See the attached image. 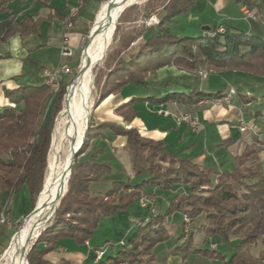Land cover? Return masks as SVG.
Wrapping results in <instances>:
<instances>
[{
	"label": "trees",
	"instance_id": "trees-1",
	"mask_svg": "<svg viewBox=\"0 0 264 264\" xmlns=\"http://www.w3.org/2000/svg\"><path fill=\"white\" fill-rule=\"evenodd\" d=\"M13 1L0 0V15L5 16L0 22V44L7 43L15 35L25 38L40 34L42 20H35L33 16L20 20L9 6ZM31 1L44 6L48 4V0ZM81 1L85 3L87 0ZM233 1L246 7L256 18L264 20L260 0ZM195 5L194 0H168L160 12L151 13L145 19L148 21L156 15L158 24L148 26L145 22L140 35L124 38L121 45L108 54L110 72L95 107L109 96L121 94L128 86L147 87V78L164 67H176L197 75L200 71L208 74L243 72L264 77L262 38L229 26L224 28V33H220L219 28H210L204 35L196 37L171 33V26L178 23V18L192 11ZM128 9L121 14L120 20ZM82 11L83 6L72 19L58 10L54 15L60 20L70 19L74 23ZM119 22L115 36L120 31ZM83 34L87 36L89 30ZM139 38L142 40L136 50L125 59L123 55L130 50V44H135ZM2 59L0 57V61ZM71 60L72 57L66 61ZM69 75L61 76L57 92L47 84L46 79L16 89L3 87L8 105H0V196H11L27 187L32 211L43 190L55 120L63 111L64 97L73 80L67 81ZM169 84L163 83L162 86ZM222 96L221 92L207 93L198 88L187 94L174 92L161 97L136 96L120 105L115 114L131 124L137 117L135 106L138 103L188 106ZM108 131L123 140V147L130 154V173L137 179L134 182L114 183L104 196L91 197V184L110 173L112 166L108 162L97 161L95 156L98 152L94 155L87 153L91 142L104 138ZM255 155L253 150L242 153L236 157L230 171L198 166L180 157L179 152L167 150L164 141L144 137L135 127L129 129L111 122L96 124L91 120L69 184L67 182V193L60 202L54 220L36 238L26 260L28 264H73L67 258L53 262L48 256L67 241L79 247L85 246L93 238L102 219L126 212L145 194L146 189L173 190L176 185H184L186 192L171 199L165 215L151 214L147 221L137 222L134 232L124 246H119L117 254L106 260L104 254L99 264H159L155 248L168 239L165 221L176 212L195 220L197 231L205 233L208 238L227 244L237 239L233 255L224 264H264V250L258 256L251 253L254 243L264 242V171L256 164L247 165L248 161H256ZM5 232V229H0V242ZM194 236V232L183 233L179 239H187L176 248V252L184 254V257L200 254L212 260H224L217 251L198 248L194 244ZM114 246L111 244L108 249Z\"/></svg>",
	"mask_w": 264,
	"mask_h": 264
},
{
	"label": "crops",
	"instance_id": "crops-1",
	"mask_svg": "<svg viewBox=\"0 0 264 264\" xmlns=\"http://www.w3.org/2000/svg\"><path fill=\"white\" fill-rule=\"evenodd\" d=\"M104 1L87 0L83 3L81 0H48V4L44 6L37 1L14 0L9 5L13 11L12 13L16 14L20 20L26 16H33L35 20L41 19L42 24L39 28V35L25 38L15 35L7 43L0 44V57H3L0 61L1 106L8 105V101L3 94V87L16 89L25 84H37L39 80L45 79L43 72L39 69L52 71V69L58 67L52 65V37L55 34L60 35L56 44L59 49L66 33L68 37H70V33L74 34L76 38L78 37L74 41L70 40L71 45L78 49L83 37L80 28L82 23L79 20L95 13L99 7H102ZM194 1L196 5L192 11L200 13L198 20L203 30V32L199 30L197 36L204 35L210 28L217 30L229 26L237 28L248 35L264 39V20L256 18L253 13H251L252 16H248L246 14L248 10L243 5L233 0ZM260 1L262 5L261 14L264 19V0ZM82 6L83 11L78 19L72 23L71 28H68L66 21L60 20L54 15L58 10L62 11L65 16L70 17L72 11ZM207 11L208 13H205ZM4 18L5 16L0 15V22ZM134 23H137V21ZM13 39L19 41L16 51H13L11 43ZM141 40L142 38H139L137 42ZM34 71L39 74L34 75ZM226 76L228 78H225ZM213 77L217 80L214 83V92L211 91L213 85L210 82ZM151 78L156 79L155 82L158 84L166 81L170 82V86L161 88L155 97L174 92L187 94L197 88L206 91L205 85H207L208 93L217 94L221 92L225 96L231 89L235 90L236 93L232 95L229 105L213 102L188 106L177 103L166 105L138 103L135 106L137 117L131 124H128L115 114L117 107L138 95L134 91L135 88L128 86L124 88L121 94L109 96L95 108L96 120H94V123L111 122L126 128H138L144 137L155 141H164L166 149L179 152L180 157L186 158L198 166L214 167L222 171L225 169L230 170L235 165L236 157L242 153L255 150L257 154L256 161L261 170L264 171V77L243 72L211 73L207 80L200 81L199 77L178 70L176 67H164L152 77L149 76L147 82ZM219 85L225 86L222 88ZM213 99L208 98L210 101H213ZM187 111L199 118L202 128L194 131L187 124L178 122V116ZM242 127H245L246 130L242 131ZM122 148H124L123 140L110 131L106 132L104 138H96L91 142L89 155L98 152L95 156L97 161L108 162L112 166L110 173L91 184L89 194L92 197L104 195L114 183L136 181L137 178H134L130 173L129 161L128 163L123 161L128 153L125 150L122 154L120 152ZM186 190L187 187L184 185H176L173 190H170L171 192L156 188L147 189L145 190L144 205L141 204L140 200H136L126 212L113 218L102 219L93 238L86 242L85 246L79 247L73 242L67 241L60 249L50 254L48 259L56 262L60 258H67L74 264L69 258L71 257L76 261L75 264H99L101 261L97 259L96 251L104 249L106 256L112 250L114 252L112 256H115L119 250V243L128 239L134 232L137 222L147 221L152 212L157 215V199L159 197H162V202L168 206L172 198L181 196ZM168 193L171 195L170 199H167ZM14 197L16 202L12 210L9 203ZM3 204L7 206L10 225L18 224L32 212L27 187H23L19 193L11 196L1 195L0 206ZM167 225L173 233L175 227L171 224V217L167 218ZM8 227H2L1 230H6ZM186 239L178 238L172 252L168 251L166 259L159 263L188 264L187 259L189 257L200 255L189 254L184 257V254L176 252V248ZM163 243L157 245L155 253ZM236 243V238L230 244H227L223 241L208 238L205 233L200 231H196L194 236V244L198 248L217 251L223 255L224 260L209 258V264H224V262H227L235 251L234 245ZM110 244L115 245L113 249L107 248ZM263 250L264 242L259 241L251 246V253L254 256H258Z\"/></svg>",
	"mask_w": 264,
	"mask_h": 264
},
{
	"label": "bare ground",
	"instance_id": "bare-ground-1",
	"mask_svg": "<svg viewBox=\"0 0 264 264\" xmlns=\"http://www.w3.org/2000/svg\"><path fill=\"white\" fill-rule=\"evenodd\" d=\"M126 4L124 0H108L99 11L80 71L69 86L65 106L54 127L45 182L36 203L38 210L23 222L15 240L3 253L1 264H23L24 259L27 264L26 255L34 239L46 227L68 189L74 142L76 148L81 145L92 111L93 69L105 57Z\"/></svg>",
	"mask_w": 264,
	"mask_h": 264
},
{
	"label": "rangeland",
	"instance_id": "rangeland-1",
	"mask_svg": "<svg viewBox=\"0 0 264 264\" xmlns=\"http://www.w3.org/2000/svg\"><path fill=\"white\" fill-rule=\"evenodd\" d=\"M167 1L168 0H141L138 3L128 2L126 4V6L129 3H132L133 5H131L129 7V9L127 10V12L125 13V15L123 16V18L121 20L119 18V20H118V22L116 24V27H117V25H119L118 23H120L119 21H121V26H120L119 33L116 36L113 35L114 37L111 38V45L109 46L105 57L93 69L94 70L93 71V73H94L93 74V86L94 87H93V93H92V111H91V115H90V121L91 120H93V121L96 120V110H95L96 107L95 106H96L97 102L100 99V96H101L100 94H101L102 90L105 87V81H106L108 72H110V70H109L110 66L107 63L108 54L112 53L113 50L117 49L121 45L122 40L124 38L128 39L130 37H134L136 35H140L143 32L144 23L146 22V24H147V21L145 20L146 17L149 14H151V13L160 12L161 7ZM104 4H102V6ZM101 8L99 7V9L97 11H95V13H92V15L90 14V16H87L86 18L84 17V18L79 20L82 23L80 25L82 33H86L89 30V34L87 36H85L83 34L84 36L81 38L80 45H79L78 49H75V47L73 45H71V48L74 51L73 52L74 55H73L71 61H66L67 59L60 57V49L56 45L57 41L59 40L58 38H59L60 35L59 34H55L52 37V65L53 66H56V65L59 66V64L66 62L70 66V68H72V70H73V73L70 74L67 77V81L70 80V79H73V80L68 85L67 92H66V95L64 97L63 107L65 106V101H66V96L68 94L69 86H71L72 82L77 78V75H78V73L80 71V64H81V61H82L83 52H84V49H85L86 45L89 42L90 32H91V30L93 28V25H94V23L96 21V18L98 16L99 11L101 10ZM213 12H214V10H213ZM205 13H208V11L205 12ZM213 15H214V13H213ZM199 16H200V13H198L197 11H195V12L194 11H190L186 16L180 18L178 20L177 24L171 26V33L173 35L182 36V37H196L197 34H198L197 32H199V30L201 32H203L202 28L200 27V22L198 20ZM133 20H137V23H134ZM66 23H67V20H66ZM73 32L75 33V31H73ZM69 36H70L69 38H70L71 41H74L75 39L78 38V37L76 38L74 36V34H72V33H70ZM136 43L138 44L139 42H136ZM136 43L135 44H130V47H131L130 50L128 51V53H125L123 55L125 59H127V57L129 56V54L131 52L136 50V48H137V44ZM76 64H77V67H75ZM52 71H53V69H52ZM33 74L35 75V74H39V73L37 71H34ZM191 75L198 77L197 74H191ZM208 75H210V74H208ZM152 76L153 75H151V77ZM225 78H228V77L226 76ZM155 81H156V79L151 78L147 82V87H142V86H132V87L135 88L134 91L138 94L137 96H139V97H142V96H145V95L156 96V93H158V91L161 88H163L162 84L163 83H167L168 81L163 82L162 84H158ZM210 82L213 85V89H211V91L214 92V83L217 82V80H215L214 77H213ZM168 86H170V84ZM224 86L225 85H222V86L219 85V87H222V88ZM167 87H165V88H167ZM205 90L207 92V85H205ZM1 111H2V109L0 108V112ZM186 113H190V111H187ZM190 114L193 115V113H190ZM56 120H55V124H56ZM51 145H52V142H51ZM50 150H51V146H50ZM50 150H49V154H50ZM120 150H121L120 152L122 154H123V152L125 150L128 153L126 159L124 158V160H123V161L128 163V161L130 160L129 151L126 148H122ZM253 151H255V150H253ZM255 153H256V151H255ZM49 154H48V158H49ZM87 155H89V153H87ZM256 156H257V154L254 157L256 158ZM251 164L258 165L257 161H255V162L254 161L252 162V160L248 161L247 165H251ZM233 167H234V165L231 167L230 170H232ZM230 170L225 169L224 171H230ZM46 173H47V171H46ZM148 189L150 190L151 188H148ZM160 190H162V189H160ZM162 191L171 192L170 190H162ZM104 195H102V196H104ZM142 198L145 201L146 194H142L141 198L138 199V200L141 201ZM170 198H171V195H170V193H168L167 199H170ZM15 202H16V199L14 197L9 203L10 209H12V210L14 209ZM157 203H158L157 204V212H158L157 214L165 215L167 213L168 209H169L168 208L169 205L167 206L164 202H162V197H159L157 199ZM59 206H60V204H59ZM59 206H58L57 210L59 209ZM57 210L55 211L53 216L50 217L46 227L48 226V224H50L54 220ZM152 214H154V212H152ZM170 217H171V224L173 225V227H175V230L172 233L171 232L172 229H170L168 225H167L168 227L166 226L165 235H166V237H168V239L163 244H161L160 248L156 251V255H157V258L159 260V261L157 260L158 263L159 262L161 263L162 261H164V259H166V255H167L168 251L172 252V249L174 248L175 242L177 241V239L179 237H181L183 235V233L191 234L192 232L195 233L197 231L196 226H194V225H196V222H195V220L191 219L190 217L189 218L191 219V223L187 227H185V224L183 223V215L181 213H178V212L173 213V214L168 216V218H170ZM24 219L21 220L18 224H11V225H9L8 228H6L5 236L0 242L1 243V245H0V264L2 262L3 253L10 246V244L15 240V238H16V236L18 234V230L22 226V222L24 221ZM165 223H166V221H165ZM4 227H7V226H4ZM34 240L36 241V238ZM35 241H33V243ZM29 250H28V252H29ZM113 253L114 252L112 250H110V253L105 256L104 260H106L108 257L112 256ZM69 258L74 262V264L76 263V261L74 259H72L71 257H69ZM209 262H210L209 258L205 257V256H202V255L192 256V257H189L187 259V263L188 264H209ZM121 264H126V263H121Z\"/></svg>",
	"mask_w": 264,
	"mask_h": 264
},
{
	"label": "built area",
	"instance_id": "built-area-1",
	"mask_svg": "<svg viewBox=\"0 0 264 264\" xmlns=\"http://www.w3.org/2000/svg\"><path fill=\"white\" fill-rule=\"evenodd\" d=\"M80 8H77L75 9L74 11H72L71 15H70V19H72L73 17H75L78 13ZM246 14L248 16H252L251 15V12H246ZM68 19L67 20V26L68 28H71L72 27V22L71 20ZM159 23V20L157 18L156 15H153L148 21H147V25L150 26V25H154V24H158ZM220 33H224L225 32V29L224 28H219L218 30ZM74 53H73V50L71 48V43H70V38L67 36V33L65 34V36L63 37V40H62V45H61V48H60V57L61 58H65V59H68V58H71L73 57ZM72 72L70 66L65 62V63H61L59 64V66L51 71V70H44L43 71V76L44 78L46 79V82L49 86H51V88L53 89L54 92H57L59 90V87H60V78L62 75H69L70 73ZM208 73L205 72V71H200L198 73V77L200 79V81H205L208 79ZM236 92L235 90L231 89L229 91V93L225 96H222L220 98H217V99H213V101H210L208 99H205V100H202L200 101L199 103L200 104H209V103H219V104H225V105H229L231 103V97L232 95H234ZM178 122L179 123H185L187 124L191 129H193L194 131H197L199 130L200 128H202V123L201 121L199 120V118L197 116H194L190 113H183V114H180L178 116ZM242 131H245L246 128L245 127H242L241 128ZM142 205L145 204V201L144 199L142 198L141 201ZM183 222L185 224V227L189 226L190 223H191V219L186 216V215H183ZM9 221H8V209H7V206L6 205H3L1 208H0V229L4 226H9ZM126 244L125 241H121L119 243V246H124ZM111 245V244H110ZM108 245L107 248L110 246ZM96 256H97V259L100 260L104 254H105V250L104 249H99L96 251Z\"/></svg>",
	"mask_w": 264,
	"mask_h": 264
},
{
	"label": "water",
	"instance_id": "water-1",
	"mask_svg": "<svg viewBox=\"0 0 264 264\" xmlns=\"http://www.w3.org/2000/svg\"><path fill=\"white\" fill-rule=\"evenodd\" d=\"M130 0H124V2L125 3H128ZM131 5H133L132 3H129L124 9H123V11H122V13L127 9V8H129ZM121 13V14H122ZM121 14H120V16H121ZM120 16H119V18H120ZM116 24H117V22H116ZM115 30H116V25H115V27H114V32H115ZM206 30H208V28H206ZM90 37H91V32H90V35H89V40H90ZM69 90V89H68ZM89 123H90V118H89V120H88V123H87V126H86V129H85V133H84V136H83V140H82V143H81V145L78 147V148H76L75 147V144H76V142H74V147H73V151H72V164H71V166L68 168L69 169V178H68V184H69V181H70V178H71V174H72V170H73V167H74V165H75V163H76V159H77V157H78V154H79V151L81 150V148H82V145H83V143H84V141L86 140V133H87V130H88V127H89ZM68 190V189H67ZM66 193H67V191H66ZM65 193V194H66ZM65 194H64V196H65ZM63 196V197H64ZM63 197H62V199H63ZM61 199V200H62ZM59 206V205H58ZM58 208V207H57ZM57 208H56V210H57ZM38 210V207L36 206L35 208H34V210L24 219V221L27 219V218H29L31 215H33L36 211ZM55 210V211H56ZM55 213V212H54ZM23 221V222H24ZM23 222H22V224H23ZM45 229V228H44ZM43 229V230H44ZM42 232V231H41ZM41 232L37 235V237H39V235L41 234ZM36 237V238H37ZM36 242V241H35ZM35 242L31 245V247H30V249L34 246V244H35ZM27 259V258H26ZM27 264H28V261H27Z\"/></svg>",
	"mask_w": 264,
	"mask_h": 264
},
{
	"label": "clouds",
	"instance_id": "clouds-1",
	"mask_svg": "<svg viewBox=\"0 0 264 264\" xmlns=\"http://www.w3.org/2000/svg\"><path fill=\"white\" fill-rule=\"evenodd\" d=\"M11 43L13 46V51H16L18 49V46H19V41L17 39H13Z\"/></svg>",
	"mask_w": 264,
	"mask_h": 264
}]
</instances>
